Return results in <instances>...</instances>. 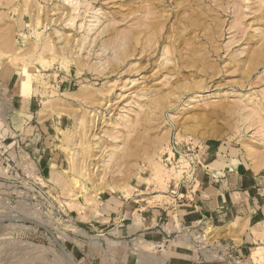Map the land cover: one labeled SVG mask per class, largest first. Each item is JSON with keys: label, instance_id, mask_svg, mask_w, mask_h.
I'll list each match as a JSON object with an SVG mask.
<instances>
[{"label": "rangeland", "instance_id": "374dc122", "mask_svg": "<svg viewBox=\"0 0 264 264\" xmlns=\"http://www.w3.org/2000/svg\"><path fill=\"white\" fill-rule=\"evenodd\" d=\"M208 148L262 206L264 0H0V264H83L104 194L183 193Z\"/></svg>", "mask_w": 264, "mask_h": 264}, {"label": "crops", "instance_id": "0c3cea01", "mask_svg": "<svg viewBox=\"0 0 264 264\" xmlns=\"http://www.w3.org/2000/svg\"><path fill=\"white\" fill-rule=\"evenodd\" d=\"M29 113L25 116L34 117ZM226 154L208 148L193 182L183 183V193L104 194L91 225L93 240L82 250L83 264H235L246 255L249 259L252 247H264V203L257 205L252 187L257 179L247 175L236 155Z\"/></svg>", "mask_w": 264, "mask_h": 264}, {"label": "bare ground", "instance_id": "6f19581e", "mask_svg": "<svg viewBox=\"0 0 264 264\" xmlns=\"http://www.w3.org/2000/svg\"><path fill=\"white\" fill-rule=\"evenodd\" d=\"M263 234H264V233H263ZM263 252H264V247L259 248V253H262V255H263V254H264ZM259 253H258V254H259ZM260 255H261V254H260Z\"/></svg>", "mask_w": 264, "mask_h": 264}]
</instances>
